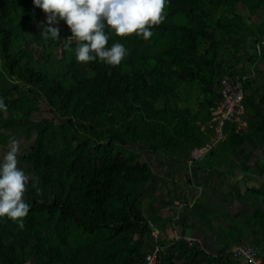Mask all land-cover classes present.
Instances as JSON below:
<instances>
[{
	"label": "trees",
	"instance_id": "16d2710c",
	"mask_svg": "<svg viewBox=\"0 0 264 264\" xmlns=\"http://www.w3.org/2000/svg\"><path fill=\"white\" fill-rule=\"evenodd\" d=\"M254 1L264 9V0ZM166 9L167 19L153 26L148 41L112 33L109 46L120 40L129 54L111 66L76 60L65 19L61 39L45 36L48 13L34 0H0V73L9 83L0 93L8 104L0 111V144L22 133L39 135L20 156L39 179L26 189L32 207L23 225L0 218V264H145L157 243L164 264H239L232 250L212 254L184 236L153 234L143 204L153 171L140 156L149 151L185 161L192 149H205L209 137L192 124L202 115L211 120L225 75L246 74L239 62L259 58L243 45L264 41V19L250 31L234 0H170ZM242 81L248 129L225 124L224 138L206 146V158L220 159L212 168L234 167L230 154L237 147L249 172L250 149L264 147V70ZM43 97L59 123L34 119L40 109L19 102ZM251 190L256 208L246 226L256 230L255 247L264 256L258 205L264 192Z\"/></svg>",
	"mask_w": 264,
	"mask_h": 264
},
{
	"label": "rangeland",
	"instance_id": "374dc122",
	"mask_svg": "<svg viewBox=\"0 0 264 264\" xmlns=\"http://www.w3.org/2000/svg\"><path fill=\"white\" fill-rule=\"evenodd\" d=\"M234 1L239 13L245 18L247 26L250 25L249 29L252 31L253 26L264 19V9L258 7L254 0ZM222 21L228 22L226 19ZM60 24L58 21L53 26L60 28ZM248 33H244L243 36L250 38ZM243 46V51L259 53V58L256 61L243 60L237 66L243 69L244 73L248 75L251 73L253 78L261 70H264V41L256 46L249 42ZM8 86L5 74L0 73V93H3ZM19 102L22 107L27 105L34 110L40 109L34 119L49 118L55 123H59V116L50 110L51 107L46 98L43 97L39 102L20 98ZM212 110L214 112V109ZM213 112L211 120L210 117L202 115L199 120L193 122L191 129L196 131L199 127L203 136L209 137L206 144L215 148L217 145L214 140L215 134L211 133L215 119ZM241 128L246 131L248 125L243 124ZM33 133L31 138L22 133L16 139L19 141L18 166L24 168L29 174V182L39 179L35 171L27 169V163L22 162L20 156L24 153L28 154L31 144L37 140L39 135L37 132ZM11 140L0 144V158H3L8 150ZM196 149L190 151V156L185 161L179 157H166L156 152L141 151L140 160L151 167L153 171V178L144 186L149 195L143 200L145 215L152 220L151 225L156 226L153 234L167 238L172 235L183 236L195 233L197 239L193 241L198 242L200 247L212 254H219L224 249L231 250L238 245L255 246L258 242L256 230L248 228L246 221L248 215L253 213L256 208L253 203L256 200H252L251 197V188L263 189L264 174L259 175L256 172H258L257 168L264 170V147L250 149L247 165H250L252 169L249 172L243 169V158L237 154V147L230 154V159L235 163L234 167L230 163H225L214 168L210 166L215 165V161L216 163L220 162V159L206 158V152H208L206 146L205 149L201 148L203 151L200 155H197ZM204 153L206 154L204 155ZM195 166L197 167L195 168ZM237 188L240 190L238 195ZM262 191L264 192V190ZM258 205L264 210V202H259ZM229 229H232V234L229 233ZM175 231L178 234H174ZM261 244L264 247V240ZM263 263L264 256H261L260 264Z\"/></svg>",
	"mask_w": 264,
	"mask_h": 264
},
{
	"label": "clouds",
	"instance_id": "9594fccd",
	"mask_svg": "<svg viewBox=\"0 0 264 264\" xmlns=\"http://www.w3.org/2000/svg\"><path fill=\"white\" fill-rule=\"evenodd\" d=\"M168 3L170 0H34L48 13L45 36L61 39L60 28L53 25L65 19L72 32L69 43L71 38L77 42L76 60L88 63L99 59L111 66L120 65L129 54L125 42L116 40L109 46L112 33L135 34L148 41L153 26L167 19ZM7 108L5 97L0 96V111ZM18 152L19 141L12 139L0 158V218L8 217L23 225L32 205L25 199L30 177L18 166Z\"/></svg>",
	"mask_w": 264,
	"mask_h": 264
},
{
	"label": "built area",
	"instance_id": "2783aa9c",
	"mask_svg": "<svg viewBox=\"0 0 264 264\" xmlns=\"http://www.w3.org/2000/svg\"><path fill=\"white\" fill-rule=\"evenodd\" d=\"M249 75L243 74L241 76L225 75L221 79L219 93L221 98L214 108V140L218 143L224 138V126L229 121L239 122L238 127L247 124L248 115L246 114L245 105V90L243 88L242 79H246ZM244 122V123H243ZM214 143V145H215ZM211 147L212 145L206 144ZM203 150L197 149V155H200ZM158 237V235L156 236ZM177 236H170L168 239H174ZM164 247L156 244L154 249L146 254L145 264H164L160 253ZM239 264H260L261 256L258 255L257 248L253 245H238L231 249Z\"/></svg>",
	"mask_w": 264,
	"mask_h": 264
},
{
	"label": "crops",
	"instance_id": "0c3cea01",
	"mask_svg": "<svg viewBox=\"0 0 264 264\" xmlns=\"http://www.w3.org/2000/svg\"><path fill=\"white\" fill-rule=\"evenodd\" d=\"M254 177H256V175H253ZM205 179H207L206 178V176H205ZM243 182H244V180H243ZM191 218L193 217V216H190ZM175 223V222H174ZM172 229V228H171ZM195 231H197V229L195 228ZM191 233V232H190ZM174 234H178V233H176V231H175V233ZM185 238H186V241H189V242H191V241H193V240H195V239H197V235H195V233L194 234H192V235H183ZM183 236H180L179 234H178V236L176 237V238H174V239H169V240H175V239H180L181 237H183ZM195 236V237H194ZM194 237V238H193ZM168 238V237H167ZM166 238V239H167ZM170 238V237H169ZM168 240V239H167Z\"/></svg>",
	"mask_w": 264,
	"mask_h": 264
}]
</instances>
